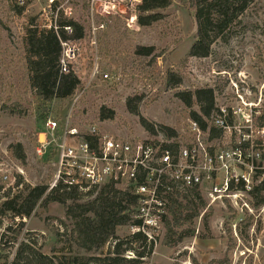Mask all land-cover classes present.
Returning a JSON list of instances; mask_svg holds the SVG:
<instances>
[{"label":"rangeland","instance_id":"374dc122","mask_svg":"<svg viewBox=\"0 0 264 264\" xmlns=\"http://www.w3.org/2000/svg\"><path fill=\"white\" fill-rule=\"evenodd\" d=\"M46 2L30 0L27 9L19 13L7 0H0V174L8 173L9 185H13L18 175L30 185H50L56 155L51 153L47 158H39L35 150L38 133L44 129L49 114L64 117L75 101L73 95L67 100L42 103L29 82L25 66L26 28L33 17L40 22ZM72 2L76 8L72 18L85 27V35L80 39L83 55L78 66L87 70V75H81L85 86L91 80L89 73L94 65L90 45L93 33L86 25L87 0ZM161 13L163 18L149 27L128 28L122 21L120 30H97L100 70L101 73L109 72L111 79L97 75L87 89L78 90L81 95L73 108L77 123L97 124L109 135L162 138L169 134L162 126L181 133L192 118L191 110L199 111L198 106L188 108L178 93L212 87L215 95L220 97L223 93H231L234 85L250 100L260 102L263 112L264 0L251 2L236 22L214 40L207 57L189 56L197 34L196 8L192 0H173L172 5ZM114 18L102 22L110 23ZM140 46H153L154 53L140 56L136 53ZM170 76L173 79L180 77L182 82L170 86ZM102 107L113 109L114 119L101 121L99 110ZM143 120L154 126V133L144 127ZM260 122L264 125V121ZM17 143H21L24 149L25 163L13 156L10 146ZM93 197L85 194L78 201L85 202ZM262 197L264 199V191L259 199ZM246 199L249 208L242 209L241 205H234L230 200L210 205L203 198L205 206L200 207L199 214L182 227L174 228L176 234L188 228L195 230L194 234L168 245L163 242L166 228L154 263L218 264V261L228 259L230 264L236 260L237 264H264V202L257 206V198L253 195ZM65 212V206L58 202L47 208L38 206L24 220L22 229L37 232L40 235L37 247L42 253L56 257L57 264L60 261L68 263L73 258L86 262L109 252L108 243L100 250L80 248L75 240L74 220ZM169 220L175 223L172 213ZM22 221L15 220L11 214H0L3 240L19 241L21 234L14 230L19 229ZM10 226L12 230H7ZM117 235H126L124 228ZM13 251L12 248L6 253L11 255ZM6 261L0 257V264Z\"/></svg>","mask_w":264,"mask_h":264},{"label":"built area","instance_id":"2783aa9c","mask_svg":"<svg viewBox=\"0 0 264 264\" xmlns=\"http://www.w3.org/2000/svg\"><path fill=\"white\" fill-rule=\"evenodd\" d=\"M29 1L7 0L13 10L27 9ZM142 1L87 0L86 25L93 33L91 80L77 89L67 115L49 114L44 129L38 133L35 150L40 159L51 153L56 155L49 190L62 185L88 193L109 186L131 192V221L123 228L130 236L140 234L143 241L133 242L134 248H125L123 255L139 260L136 264H155L153 258L166 232L165 219L171 217L175 202L198 193L210 205L230 200L242 209L249 208L246 198L252 196L256 186L264 184V125L260 122V102L250 100L235 85L231 93L215 95V109L204 119L205 124L191 118L177 135L129 138L106 134L94 123H77L73 108L81 95L78 90L87 89L97 75L111 79L109 72L100 70L96 32L104 28L102 20L116 17L128 28H134L138 26L137 10ZM41 12L37 26L54 29L61 41V72L73 73L83 82L81 75H87V70L78 67L83 55L81 41L63 39L59 34L61 28L68 37L74 33L73 25L60 22L61 14L74 17L76 8L72 0H47ZM20 234L4 264H11L22 241L30 243L40 237L27 229ZM117 240L107 242L111 251H115ZM136 250L144 254L138 256ZM231 264H237V260Z\"/></svg>","mask_w":264,"mask_h":264},{"label":"trees","instance_id":"16d2710c","mask_svg":"<svg viewBox=\"0 0 264 264\" xmlns=\"http://www.w3.org/2000/svg\"><path fill=\"white\" fill-rule=\"evenodd\" d=\"M253 1L192 0L196 8L197 34L189 56H209L214 40L221 33L227 31L236 22L239 14ZM172 3L173 0H143L137 10L138 25L149 27L159 22L163 18L161 10L167 9ZM24 10L25 8H21L18 9V12L22 13ZM60 17L62 24H71L74 29L73 35L68 37L61 28L59 34L63 39H81L84 37L85 27L83 24L72 18H66L62 14ZM36 22L37 17H33L29 21L25 33V66L30 85L35 91L37 99L42 103L54 99L67 100L76 93L82 82L73 73L65 74L61 72L59 57L62 48L59 36L54 29H40ZM112 22H110L111 24L108 22L104 24L105 30L121 29L123 23L121 19L114 18ZM154 50L153 46H140L137 48L136 53L140 56H151ZM181 82L180 77L176 76L173 79L170 76V86ZM177 96L188 108L199 107V111L192 109L190 114L193 119H197L203 124H205L204 119L209 118L215 109V90L212 87H201L192 91L181 92ZM132 109L135 111L134 108ZM114 117L115 111L113 109L102 107L99 110L101 121L112 120ZM260 120L264 121V110ZM142 122L148 131L155 132L152 124L144 120ZM162 128L170 135H177V131L171 127L162 126ZM10 148L16 159H19L22 163L26 162V154L21 143L13 144ZM9 184L10 176L8 173L0 174V192L5 188L2 198L0 197L1 215L11 214L15 220L17 218H29L38 206L47 208L49 204L58 202L65 206L66 216L74 220L75 240L80 248L86 251L100 250L110 239H118L115 251L109 250L103 257H92L86 262H79L77 258H73L68 263L60 261V264H90V262L97 264H136L139 262V260H129L123 254L125 248H134L132 243L136 240L143 241V237L140 234L134 236L126 234L123 237L117 235V232L123 230V227L131 221L130 205L134 203V195L131 192L109 186L88 193H80L75 189H69L62 185L49 190V183L30 185L25 183L20 175L15 178L13 185ZM262 191H264V184L255 187L252 191V195L257 198V206L264 202L263 197L259 199ZM85 194H91L94 197L88 201L79 202L78 200ZM203 201L200 194L194 193L193 196H186L184 201H177L173 204L171 213L175 223L172 224L169 218L165 219L167 228L163 241L165 244H176L194 234L195 230L190 228L176 234L174 228L182 227L183 224L197 216L200 207L205 206ZM189 210L192 212L189 213ZM204 222L208 223V215ZM23 226L24 221L19 224V229L14 230V232L20 234ZM6 229L12 230V227ZM1 236L0 257L8 259L10 253L7 254L6 251L14 247L15 241H8L7 238L3 240ZM57 242H60V240ZM37 244L38 241L36 240L30 243L22 241L11 264H57L56 257L42 253ZM136 252L138 256L144 254L137 250ZM218 264H230V261L225 259L218 261Z\"/></svg>","mask_w":264,"mask_h":264}]
</instances>
